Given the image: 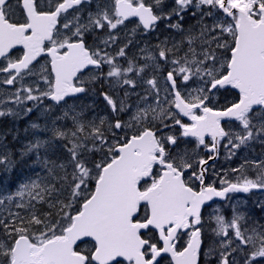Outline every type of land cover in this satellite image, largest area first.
I'll return each instance as SVG.
<instances>
[{"label":"snow or ice","instance_id":"1","mask_svg":"<svg viewBox=\"0 0 264 264\" xmlns=\"http://www.w3.org/2000/svg\"><path fill=\"white\" fill-rule=\"evenodd\" d=\"M9 117L0 264H264V0H0Z\"/></svg>","mask_w":264,"mask_h":264},{"label":"flooded vegetation","instance_id":"2","mask_svg":"<svg viewBox=\"0 0 264 264\" xmlns=\"http://www.w3.org/2000/svg\"><path fill=\"white\" fill-rule=\"evenodd\" d=\"M135 19V18H133ZM135 28V25L134 24H129L128 25V29H133ZM138 39H143V40H148V39H151L153 43L156 42L155 40V35H153L152 37H148V36H142V37H138ZM142 46V45H141ZM132 51H135V49H132ZM44 61L41 60V63H43ZM191 143L185 145V147L189 150V151H192V150H195L199 153L200 156H203L205 158H207V152L203 149V146H200L199 148H197L196 146V142L195 140H190ZM224 155V149L223 148H220V155L218 157L217 160H215V168L217 171H221L223 170V165H222V162H221V159ZM213 162H210L209 161V164H212ZM210 173H211V169H209ZM260 195V194H259ZM237 195H235L236 197ZM249 203L242 209V210H247V209H250L253 207V201L249 200L248 201ZM221 207H225L224 205H220ZM215 207V206H213ZM208 211H211V209H208ZM225 216L227 218H230L231 217V210L228 209L227 207H225V212H224ZM250 215H253L255 216L256 219H259L261 223H264V219H260L261 216H264V213H259L258 210H256L255 212H252L250 213ZM205 219H207V216L205 217ZM215 227V224L214 222L211 223V224H206L205 225V228L206 229H211V228H214Z\"/></svg>","mask_w":264,"mask_h":264},{"label":"trees","instance_id":"3","mask_svg":"<svg viewBox=\"0 0 264 264\" xmlns=\"http://www.w3.org/2000/svg\"><path fill=\"white\" fill-rule=\"evenodd\" d=\"M12 126H13V123L9 122V120L7 118L0 119V131H4V130L12 127ZM16 126L21 130L20 135H19V139L17 141H13L11 136L7 137L8 141L10 142V147L12 148V150L14 152L20 148V146L22 145V143L26 139L31 138V136L26 137L24 132H23V129L27 126L25 121L22 120L21 122L16 123ZM25 172H26V170H22V169L15 170V176L12 177L10 184L11 183L15 184V183L21 182V180L23 178L22 176L25 174ZM9 178H10L9 174L3 173V176H1L2 183L4 184L5 187H6V183L8 182Z\"/></svg>","mask_w":264,"mask_h":264},{"label":"rangeland","instance_id":"4","mask_svg":"<svg viewBox=\"0 0 264 264\" xmlns=\"http://www.w3.org/2000/svg\"><path fill=\"white\" fill-rule=\"evenodd\" d=\"M103 107H104V105L103 106L99 105V109L101 110V114H103V112H102ZM35 116H36V113L34 112L33 113V118L34 119H35ZM8 119H9V122L14 123V121L12 120V118L9 117ZM22 120L23 121H26L27 124H28L29 117L20 119L19 121H16L15 123H19ZM253 148L255 149V153L256 154H259L260 153V151H261V146L260 145L254 144L253 145ZM247 155L250 156V157L255 158L253 156V153L252 152H248ZM232 162H235V163H238L239 164L241 162V160L239 158H237V157H233L231 161H229V160L226 161L227 164H230ZM249 175H251V173H249ZM1 176H3V172L0 173V194H6L8 192L14 191L15 188H16V186L20 183L19 182V183H15V184H12V183L10 184L12 177L15 176V172H14V174H11V175L9 174L10 178H9L8 182L6 183V187H5L4 184L2 183ZM257 198L258 199H264V195H260ZM90 245H91V243H87V244L82 245L81 247L83 248L85 246H90Z\"/></svg>","mask_w":264,"mask_h":264},{"label":"water","instance_id":"5","mask_svg":"<svg viewBox=\"0 0 264 264\" xmlns=\"http://www.w3.org/2000/svg\"><path fill=\"white\" fill-rule=\"evenodd\" d=\"M236 91H238V90H236ZM215 199H217V198H215ZM219 199V198H218ZM210 203V202H209ZM89 241H91V240H89Z\"/></svg>","mask_w":264,"mask_h":264},{"label":"bare ground","instance_id":"6","mask_svg":"<svg viewBox=\"0 0 264 264\" xmlns=\"http://www.w3.org/2000/svg\"><path fill=\"white\" fill-rule=\"evenodd\" d=\"M19 146V145H18ZM21 147V146H20ZM259 220V219H258ZM262 220V219H261Z\"/></svg>","mask_w":264,"mask_h":264}]
</instances>
